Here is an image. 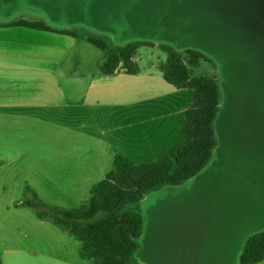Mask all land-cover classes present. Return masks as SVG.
<instances>
[{
	"label": "water",
	"instance_id": "1",
	"mask_svg": "<svg viewBox=\"0 0 264 264\" xmlns=\"http://www.w3.org/2000/svg\"><path fill=\"white\" fill-rule=\"evenodd\" d=\"M37 10L52 28L85 27L116 45L197 51L216 65L223 102L208 165L139 205L142 264H239L264 232V0H0V21Z\"/></svg>",
	"mask_w": 264,
	"mask_h": 264
},
{
	"label": "crops",
	"instance_id": "2",
	"mask_svg": "<svg viewBox=\"0 0 264 264\" xmlns=\"http://www.w3.org/2000/svg\"><path fill=\"white\" fill-rule=\"evenodd\" d=\"M24 30L29 29L0 30V139L4 138L3 142L0 140L1 264H25L33 256L46 263V250L38 248L46 249L48 231L62 237L57 229H50L46 220L33 217L32 208L26 205L35 186L32 166L26 161L48 158L47 154L31 155V129H86L87 136L97 145H104V151L109 145L113 161L120 153L139 164L154 162L186 141L183 127L186 112L194 101L193 90L177 89L165 79L163 66L169 55L159 44L136 48L132 61L139 69L137 74H129L120 65L107 75L102 67L107 62L108 50L71 38V48L66 53L57 44L49 52L48 41L53 32ZM85 41L95 49L79 50ZM32 45L37 47L34 54L29 49ZM202 59H197L198 77L202 76L199 67L206 66ZM79 155L75 151L70 155L58 152L55 158L75 159ZM17 163L20 167H14ZM56 177L59 191L65 179L62 174ZM89 180L72 183L89 189ZM44 181L49 182L48 178ZM33 245L38 251L33 250ZM83 260L81 264H89ZM54 261L75 264L59 258ZM259 264H264V259Z\"/></svg>",
	"mask_w": 264,
	"mask_h": 264
},
{
	"label": "trees",
	"instance_id": "3",
	"mask_svg": "<svg viewBox=\"0 0 264 264\" xmlns=\"http://www.w3.org/2000/svg\"><path fill=\"white\" fill-rule=\"evenodd\" d=\"M10 27L64 32L47 23L24 20ZM88 42L101 50L108 49L104 40L89 37ZM143 44L154 45L151 42L115 44L102 67L103 73L113 74L119 68L118 54L123 50L126 53L124 68L129 74H137L139 69L132 57L136 48ZM160 47L169 55L163 66L165 79L177 89L194 91V101L186 112L183 127L186 141L154 162L137 164L116 153L112 171L91 187L88 206L84 210L49 206L35 193L26 200V205L35 211L38 219L50 220L82 243L81 255L89 264H129L134 261L139 249L138 239L144 229V220L138 209L140 203L156 190L178 187L191 180L208 165L217 146L214 125L223 102L221 81L191 77L182 53L195 59L209 58L197 51L180 52L163 44ZM263 259L264 232H261L246 240L239 264H259Z\"/></svg>",
	"mask_w": 264,
	"mask_h": 264
},
{
	"label": "rangeland",
	"instance_id": "4",
	"mask_svg": "<svg viewBox=\"0 0 264 264\" xmlns=\"http://www.w3.org/2000/svg\"><path fill=\"white\" fill-rule=\"evenodd\" d=\"M28 21V22H41L46 23L43 16L34 9H28L23 13L14 16L10 20L0 21V30L5 32L11 29L10 25L18 21ZM25 32L35 33L34 31L24 30ZM62 33L52 34V39L48 41L49 52L53 51L52 46L57 44L62 46L64 53L71 48L69 39L75 38L79 40H86L88 42L89 37H94L96 39L104 40L108 44V51L115 47L113 39L108 36L97 34L85 27L75 26L63 30ZM3 34V33H0ZM71 34L75 35L72 37ZM3 38V37H1ZM20 39V37H11V40ZM22 39V38H21ZM34 39V38H32ZM40 39H34V41L39 42ZM82 43V47L79 50H84L87 47L93 46L87 42ZM31 53L34 54L37 52V47L33 45L29 48ZM126 53H123V50L118 54L119 66L124 67V59ZM182 59L186 66L189 68L191 77L197 78H207L216 81H220V75L217 67L209 59L203 58V63L206 66H200L201 68L199 73L202 76L198 77L196 75V68H198V60L193 58L192 55L187 53H182ZM33 137L31 138V147H32V156H45L47 154V159H31L27 160L26 163L32 166V180L33 192L35 193L40 201L49 205L60 207L61 209H86L90 197V189L95 184L102 181L105 176V173L110 172L113 169V157L110 151L109 145H106V151H104V145H97V142L88 135L86 129L81 128H65L59 129L55 126H49L43 129H31ZM6 133V129L4 130ZM62 139L63 142L59 143L57 140ZM1 142L4 141V138L1 137ZM3 140V141H2ZM2 145V143H0ZM79 152V158L75 159H56L55 155L58 152H64L65 155H70L72 152ZM105 152V153H103ZM92 157L88 158V155ZM110 155V157H109ZM84 156V157H83ZM135 162V161H134ZM139 164L138 162H135ZM14 167H20V163H17ZM56 174H62V178L65 180L62 182V190H56ZM45 178H48V183L44 181ZM61 178V177H60ZM83 178H89L88 188L83 184H73V180H83ZM61 183V182H60ZM35 189V190H34ZM64 190V191H63ZM28 194V193H27ZM29 196V195H27ZM31 194L28 197L31 198ZM33 217H36V213L31 209ZM50 229H57L56 231L59 235L55 237L52 231H48V245L45 248H38L42 252L46 250V254L49 256L48 262L40 263L41 259L39 257H31L25 264H55L54 259L59 258L62 261H68L70 263L81 264L84 262L81 256V246L82 243L79 240H76L71 234L64 231L63 229L55 226L50 220H46ZM34 244V242H33ZM36 248V249H35ZM1 249V247H0ZM37 247H34L33 250L38 251ZM138 261L134 260L130 264H137Z\"/></svg>",
	"mask_w": 264,
	"mask_h": 264
}]
</instances>
